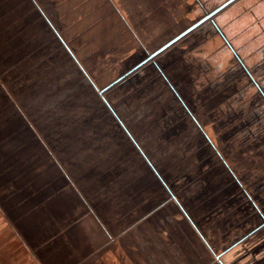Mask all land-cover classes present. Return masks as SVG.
Returning <instances> with one entry per match:
<instances>
[{"label": "rangeland", "instance_id": "rangeland-1", "mask_svg": "<svg viewBox=\"0 0 264 264\" xmlns=\"http://www.w3.org/2000/svg\"><path fill=\"white\" fill-rule=\"evenodd\" d=\"M227 1L0 0V170L41 196L65 170L94 264H225L264 230V0ZM15 232L0 264H48Z\"/></svg>", "mask_w": 264, "mask_h": 264}, {"label": "crops", "instance_id": "crops-1", "mask_svg": "<svg viewBox=\"0 0 264 264\" xmlns=\"http://www.w3.org/2000/svg\"><path fill=\"white\" fill-rule=\"evenodd\" d=\"M21 156L18 155L22 160ZM18 157L12 159L13 164L7 166V171L0 170V213L4 225L16 230L14 234L31 252L36 263L94 264L95 259L100 262L102 248L111 241L99 220V210L94 212L87 202L79 198L77 194L80 193L73 187L65 170L61 175L62 182H65L56 186L58 188L52 187L53 175L48 184L44 183L47 192L42 196L39 171L36 175L33 172L22 175L20 182L23 185L20 187L14 162H18ZM48 164L53 170L56 168L54 161ZM6 185L7 190L2 189ZM9 186L13 187L12 193ZM47 233L49 237L53 234L51 240L47 239ZM238 244L224 253L225 264H264V230ZM40 249L44 255L39 254ZM57 251L60 257L64 256L62 260L56 261Z\"/></svg>", "mask_w": 264, "mask_h": 264}, {"label": "water", "instance_id": "water-1", "mask_svg": "<svg viewBox=\"0 0 264 264\" xmlns=\"http://www.w3.org/2000/svg\"><path fill=\"white\" fill-rule=\"evenodd\" d=\"M230 1H231V0H228L226 3H224L223 5H221L220 7H218L217 10L220 9L222 6L226 5V4H227L228 2H230Z\"/></svg>", "mask_w": 264, "mask_h": 264}]
</instances>
